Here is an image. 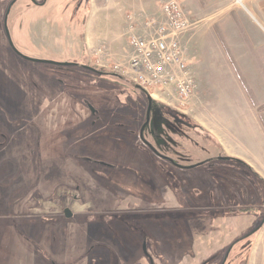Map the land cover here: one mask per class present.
Returning <instances> with one entry per match:
<instances>
[{
    "label": "rangeland",
    "instance_id": "1",
    "mask_svg": "<svg viewBox=\"0 0 264 264\" xmlns=\"http://www.w3.org/2000/svg\"><path fill=\"white\" fill-rule=\"evenodd\" d=\"M170 1L197 86L181 112L152 102L191 127L199 103L223 108L225 151L164 115L173 130H143L148 94L112 72L127 16L162 19ZM251 113L264 133V0H0V264H150L143 243L153 264H216L260 224L233 252L264 264Z\"/></svg>",
    "mask_w": 264,
    "mask_h": 264
},
{
    "label": "built area",
    "instance_id": "2",
    "mask_svg": "<svg viewBox=\"0 0 264 264\" xmlns=\"http://www.w3.org/2000/svg\"><path fill=\"white\" fill-rule=\"evenodd\" d=\"M161 13L162 19L147 18L140 33L130 31L126 67L114 65L112 72L146 91L151 99L181 112L197 86L179 41L189 23L172 1L162 5ZM153 90L166 97L173 95L176 103L155 99Z\"/></svg>",
    "mask_w": 264,
    "mask_h": 264
},
{
    "label": "crops",
    "instance_id": "3",
    "mask_svg": "<svg viewBox=\"0 0 264 264\" xmlns=\"http://www.w3.org/2000/svg\"><path fill=\"white\" fill-rule=\"evenodd\" d=\"M147 18H150V16H144L143 14H139L136 18L130 14H129V16H127V20H128L127 22L128 23H127L126 28H125V30H126L125 34L127 35L126 46L128 43L129 32L131 30H133L135 32L138 30H141L142 24L144 21H146ZM105 19H107V18H105ZM109 51L110 50L107 49V52H109ZM107 56L109 57V55H107ZM121 56H122V58H121L122 60H120V61L125 63L127 61L128 56L124 55V54ZM113 62L115 64L121 63V62H119V58H117V57L116 58L113 57ZM197 109L201 113L198 114L199 119L197 117H194L193 122L194 123L197 122L198 124H195V127H192V128L194 129V131L201 133V134H204L205 136L213 139L216 142V144L219 145L220 149H222V145H223V147H224L223 150L225 151L224 145H225V143H227V140H228V139L226 140L225 134H227V133L229 134V131H227L226 129H223L224 124H226L225 121L227 118V117L225 118V113H223L224 112L223 108L221 109L222 113L221 112L218 113V111H217L218 109L216 108L214 103H210L208 100L205 103H203V102L199 103V106L197 107ZM195 111H197V110L195 109ZM235 115H236V117H234V118H235V120L237 119V121H238L240 118V114L237 112ZM247 121H248V126H249L248 128L251 129L252 135H255V133L258 132L260 140L262 141V143H264V133L258 124L259 116L256 115V113H251V116L249 117V119ZM199 127L202 128V130L205 131L206 133L201 131L199 129ZM209 133L212 134L214 137L209 135ZM234 157H237V156H234ZM201 161H203V160H201ZM199 163H205V162L203 161V162H199ZM199 163L195 164V166H198ZM195 166L193 165V167H195Z\"/></svg>",
    "mask_w": 264,
    "mask_h": 264
},
{
    "label": "flooded vegetation",
    "instance_id": "4",
    "mask_svg": "<svg viewBox=\"0 0 264 264\" xmlns=\"http://www.w3.org/2000/svg\"><path fill=\"white\" fill-rule=\"evenodd\" d=\"M74 68H77L75 67L74 65H72ZM80 68H82L80 66ZM85 68L89 69V70H92V71H98L99 70H95L89 66H85ZM102 74H108V73H102ZM117 77V76H116ZM156 102H152L151 104V108H150V111H149V114L147 113L148 111V102H147V110H146V113H145V123H144V128L143 130L148 127L151 134H153L154 136L156 135L157 133V129H158V126H157V123H161L162 124V127L163 125H165V128L166 129H172V127H170V125L168 124V122L166 120H163L162 116L164 115L165 117H168L170 119L173 120V122L177 125H180V126H184V127H187V128H192L191 127V124L190 122H188V120L186 119H181L178 114H175L173 112H171L170 110L166 109L165 106H163L162 104H159V103H156ZM147 115H148V122L146 123V118H147ZM152 123L151 127H149V125ZM173 130V129H172ZM141 138H143L141 135H140ZM143 141V139H141ZM145 145L148 146L147 143H144ZM219 157H216L215 159H218ZM168 161V160H166ZM219 161V160H218ZM207 163V162H205ZM76 191H78L76 189ZM74 201H78L79 199L76 197V198H73ZM82 205V204H81ZM250 233H252L251 231H249L248 233L244 234L243 236H240L238 237L237 239H235L233 242H230L228 244V246L225 247H222V251H223V257H222V260L219 262V263H216V264H226L228 261H232L231 263L232 264H240V262L238 261V256H239V252H238V249H236L234 252L233 250L235 249V247H240L241 246V242L246 239L247 237H249V235H251ZM225 248V250H224ZM209 262L206 261L205 264H207Z\"/></svg>",
    "mask_w": 264,
    "mask_h": 264
},
{
    "label": "water",
    "instance_id": "5",
    "mask_svg": "<svg viewBox=\"0 0 264 264\" xmlns=\"http://www.w3.org/2000/svg\"><path fill=\"white\" fill-rule=\"evenodd\" d=\"M68 64H65L64 66H67ZM73 65V64H72ZM75 66V65H74ZM147 102H148V111H147V113L149 114V111H150V108H151V104H152V99H151V97L149 96V95H147ZM148 120H149V118H148V115H147V118H146V123L148 122ZM142 134V133H141ZM219 160H222V161H228V160H230V157H220V158H218ZM204 163H199L198 164V166H201V165H203ZM63 214H64V216H65V218H71L72 216H73V213H72V211L69 209V208H64L63 209ZM262 224H260L259 225V227L261 226ZM259 227H257L254 231H257L258 229H259ZM253 231V232H254ZM252 232V233H253ZM251 233V234H252ZM143 250H144V252H145V255L147 256V258L149 259V261H150V264H153V261H152V259L150 258V256L149 255H147L148 253L146 252V243H143Z\"/></svg>",
    "mask_w": 264,
    "mask_h": 264
},
{
    "label": "trees",
    "instance_id": "6",
    "mask_svg": "<svg viewBox=\"0 0 264 264\" xmlns=\"http://www.w3.org/2000/svg\"><path fill=\"white\" fill-rule=\"evenodd\" d=\"M91 68L95 69V70H99V72L101 73H108L106 72V70L102 69V68H95L94 66H91ZM120 78V77H119ZM171 111V110H170ZM172 112V111H171ZM175 113V112H173ZM231 161H234V162H237L238 164H240L241 166H244V167H247L243 162H241L240 160H237V159H230ZM249 169V167H247Z\"/></svg>",
    "mask_w": 264,
    "mask_h": 264
}]
</instances>
